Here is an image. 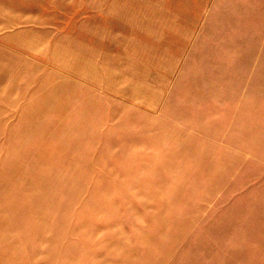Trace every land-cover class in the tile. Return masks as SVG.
<instances>
[{"label":"rangeland","instance_id":"obj_1","mask_svg":"<svg viewBox=\"0 0 264 264\" xmlns=\"http://www.w3.org/2000/svg\"><path fill=\"white\" fill-rule=\"evenodd\" d=\"M0 264H264V0H0Z\"/></svg>","mask_w":264,"mask_h":264}]
</instances>
